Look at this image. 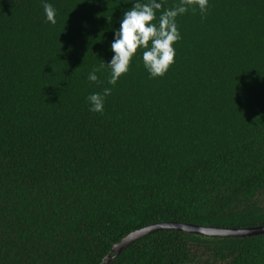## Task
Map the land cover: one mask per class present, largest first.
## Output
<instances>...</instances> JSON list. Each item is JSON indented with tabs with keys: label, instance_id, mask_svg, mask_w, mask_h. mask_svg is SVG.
Returning <instances> with one entry per match:
<instances>
[{
	"label": "trees",
	"instance_id": "obj_1",
	"mask_svg": "<svg viewBox=\"0 0 264 264\" xmlns=\"http://www.w3.org/2000/svg\"><path fill=\"white\" fill-rule=\"evenodd\" d=\"M134 2L0 0V264H102L156 223L264 225V0L189 7L162 78L138 52L90 82ZM109 264H264V236L162 230Z\"/></svg>",
	"mask_w": 264,
	"mask_h": 264
},
{
	"label": "clouds",
	"instance_id": "obj_2",
	"mask_svg": "<svg viewBox=\"0 0 264 264\" xmlns=\"http://www.w3.org/2000/svg\"><path fill=\"white\" fill-rule=\"evenodd\" d=\"M209 0H180L170 9H164L157 0H137L133 7L126 11L120 29L115 33L111 50L114 56L110 63L101 61L99 68H94L88 75L92 83H100L97 72L107 68L110 70L108 84L115 86L118 80L131 68L133 58L138 52L142 54L145 69L150 78H162L175 63L176 51L173 45L182 37L176 19L188 12L189 7L199 8L202 19L206 18ZM46 21L57 23V10L50 3L43 4ZM160 13L157 16V13ZM112 93L111 88H104L87 98L90 111L102 113L106 97Z\"/></svg>",
	"mask_w": 264,
	"mask_h": 264
},
{
	"label": "water",
	"instance_id": "obj_3",
	"mask_svg": "<svg viewBox=\"0 0 264 264\" xmlns=\"http://www.w3.org/2000/svg\"><path fill=\"white\" fill-rule=\"evenodd\" d=\"M162 230H175L180 232H187L190 234L201 235L205 237H241V238H251L264 236V225L256 227H245V228H216L212 226L203 227L198 225L186 224V223H176V222H165L156 223L125 236L119 243L113 246L112 251L103 259L102 264H109L114 260L115 256L119 255L121 252L126 250L135 241L141 238L153 234Z\"/></svg>",
	"mask_w": 264,
	"mask_h": 264
},
{
	"label": "rangeland",
	"instance_id": "obj_4",
	"mask_svg": "<svg viewBox=\"0 0 264 264\" xmlns=\"http://www.w3.org/2000/svg\"><path fill=\"white\" fill-rule=\"evenodd\" d=\"M259 199H260V201L261 202H259L260 203V205L264 208V195H263V197L261 198V197H259ZM205 260V259H204ZM203 260V261H204ZM203 261H201L202 263H203Z\"/></svg>",
	"mask_w": 264,
	"mask_h": 264
}]
</instances>
